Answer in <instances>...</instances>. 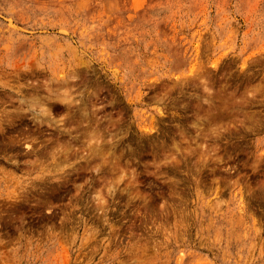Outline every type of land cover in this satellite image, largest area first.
Here are the masks:
<instances>
[{
    "label": "rangeland",
    "instance_id": "1",
    "mask_svg": "<svg viewBox=\"0 0 264 264\" xmlns=\"http://www.w3.org/2000/svg\"><path fill=\"white\" fill-rule=\"evenodd\" d=\"M0 264H264V0H0Z\"/></svg>",
    "mask_w": 264,
    "mask_h": 264
}]
</instances>
